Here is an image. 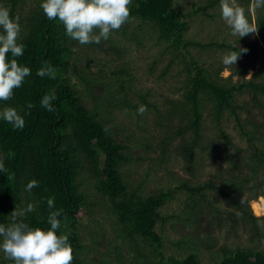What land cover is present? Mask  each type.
I'll list each match as a JSON object with an SVG mask.
<instances>
[{"label":"trees","instance_id":"1","mask_svg":"<svg viewBox=\"0 0 264 264\" xmlns=\"http://www.w3.org/2000/svg\"><path fill=\"white\" fill-rule=\"evenodd\" d=\"M6 1L12 5L10 15L17 17L21 0ZM42 2L43 0L35 2L26 19L22 37L18 39V43L24 45V53L17 58L18 63L30 68L31 75L25 78L21 87L14 89L10 100L0 101L4 107L17 109L25 120L23 129H15L13 125L0 119V161L6 169L0 172V224L8 226L13 211L24 210L28 204H32L35 210L26 212L20 219L30 227L47 230L50 227L47 223L50 212L48 200L51 199L54 203L51 210H63L58 217L60 228L57 235L68 237L73 249L72 264H86V260L80 256L82 250L86 249L88 252L93 247L87 246L89 243L84 245L85 240L76 228V215L85 205V196L79 191L77 178L85 172L97 180V190L105 198L107 211L114 218V238L109 251L114 253L113 261L116 264H201L198 250L200 246L191 245L190 242L185 243L187 248L180 244L181 252L185 247L186 254L166 253L163 247L165 240L156 231V224L164 223L168 219L160 214L159 208L172 199V191H159L144 197L136 190L127 188L119 168L128 161L123 154L128 146L118 142L98 119L99 113L91 111L81 101L77 84L71 83L68 77L72 70L78 81L86 87L95 83L108 86L107 95L102 99L106 101L102 107L105 114L116 107L128 112L132 110L140 119V105L147 108L143 115L152 113L153 109L160 116L161 125L167 130V140L190 129H195L198 134V129L202 126L203 111L207 110L216 115L217 118L213 120L217 124L223 116L220 114L228 110L232 112L249 149L246 151L234 146V153H231L232 144L225 137V155L228 160L232 157L231 163L236 162V166H232L239 172L231 176L233 182L229 181L235 188L227 191L213 183L197 188L184 184L183 188L198 194L199 199H202V193L206 190L218 192L233 207V211L220 210L213 215L219 229L228 228L231 231L241 225L246 229L247 226H252V240H256L257 244H264V225L261 223L264 218H256L249 207L250 200L264 197V83L260 79H264V61L261 69L251 79H245L247 69L255 68L259 40L233 48V51L247 49V52H241L239 58L243 60L238 59L237 62L242 63L233 75L223 78V83L220 81V74L224 67L216 66L215 63L203 64L199 57L190 53V49L199 48L200 53H205L209 50L217 52L218 48L224 51L230 46L213 39L208 40L209 43H200L186 37L190 28L187 18L198 13L212 17L214 14L209 11L220 4V0H208L186 13L176 7L175 0H132L129 5L130 17L125 24L129 25L131 20H135L139 25L130 30L128 37L122 39L126 43L142 45V33L148 26L154 31L153 40H158V44L163 45L164 52L171 57L159 78L165 77L166 80L170 68L173 65L179 67L176 75L180 79L175 81L180 89L178 87L173 90L182 91V97L170 101V107L161 117L158 107L148 99L150 92L140 94L133 89L131 64L113 67L109 72L110 78L104 81L98 80L97 75L89 76L90 74L83 71H76L75 66L69 68L72 53L70 41L73 39L66 34V29L58 18L48 19L40 6ZM237 2H245L248 7L251 4V0ZM255 12L257 32L264 43V8ZM248 38L249 35L239 38V41L245 42ZM89 45L95 46L96 43ZM109 48L117 61L126 56L124 44L110 41ZM260 50L264 54V49ZM11 58L9 54V59ZM46 65L54 70V78L37 75V71ZM154 65L149 67L150 71ZM234 76L239 77V83H231ZM240 93L248 95L249 100L239 103L237 97ZM45 95L55 96L51 102L54 111H48L41 106ZM29 103L34 107L29 109ZM183 117L191 121L187 129L176 127L175 120ZM176 128L177 133L173 131ZM192 148L188 147L184 152L188 151L190 154L194 150ZM166 150L167 148H163L162 151L166 153ZM241 160L244 161V167H240ZM32 180H36L38 186L32 188L31 192L26 191L27 184ZM244 192L248 194L246 201H243L248 203L247 208L240 198L232 196V193L239 195ZM260 199L261 202L264 201V198ZM209 203L212 202H207ZM193 208L195 209L193 206L189 211L188 222L197 221L203 211L202 205L199 212L196 209L192 211ZM95 238H91L93 243ZM204 247L208 249L214 245ZM107 259V256L102 259L103 264H108ZM0 264L14 262L6 259L2 253ZM206 264H264V248H221L214 261Z\"/></svg>","mask_w":264,"mask_h":264},{"label":"rangeland","instance_id":"2","mask_svg":"<svg viewBox=\"0 0 264 264\" xmlns=\"http://www.w3.org/2000/svg\"><path fill=\"white\" fill-rule=\"evenodd\" d=\"M208 0H175L176 7L184 13L188 12L192 7L200 5ZM37 0H21L18 5L17 17L21 26L20 36L25 30L27 18L31 9L35 6ZM239 6L245 9L246 16L251 24L256 26V12L249 11L245 2H237ZM0 5L6 7L11 12L12 5L6 0H0ZM210 13L214 15L208 17L203 13L187 18L190 28L186 32L188 39L196 42L209 43L208 40L213 39L217 42L225 43L230 46L224 51L221 48L209 50V52H201L199 48H191L190 53L199 57L203 64L208 65L215 63L216 66L224 67L220 74L221 82H225L223 78H228L237 70L242 61L230 66L222 63V58L226 52L233 51V48L242 47L245 43L251 44L259 40V47L256 60H254V69H247L245 79H251L257 70H260L264 61V54L260 49H264V43L258 32L249 34L245 42L239 41V36L231 35V29L226 25L221 17L220 4L210 9ZM15 18V17H14ZM139 23L131 20L128 24H123L119 30H113L107 40H101L99 44L91 46L89 44L81 45L78 41L72 40L71 61L69 68L76 67V71H83L89 76L97 75L98 80H107L109 72L113 67L118 65H130L133 74V89L140 94L149 91L148 99L158 107L161 117L164 111L170 107V101L179 100L182 97V91L178 89L180 79L177 74L179 67L173 65L170 68L167 79L159 78L160 73L167 67L171 57L164 52L163 45L158 44V40L154 39V31L150 27H145L142 39V45H134L126 43L123 37H128L132 28L136 29ZM138 31V30H137ZM110 41L118 44H124L127 50L126 56L119 61L109 48ZM200 54V56H199ZM239 60H243L239 58ZM155 64L152 70L149 67ZM68 77L71 83L77 84V90L81 101L93 112H98V119L104 123L108 132L120 143L127 145L128 148L123 151L128 161L120 165V172L129 190H136L137 193L146 197L148 195L157 194L159 191H172V199L159 208L161 215L167 216L168 219L164 223L157 222L156 231L164 238L163 247L167 254H178L184 252L185 243L190 242L191 245H198L201 264L214 261L221 248L234 249L236 247L246 248H264V244H257L256 240H252L250 234L252 226H238L237 229L228 230V228L219 229L214 216L217 211L227 210L233 211L232 205L214 190L204 191L202 199L198 194H193L183 188L184 184L192 187H199L206 183H213L219 187L232 191L235 188L231 182V176L239 173L234 167L236 162L231 163L232 157L228 160L225 155V147L228 137L231 142L230 151L234 153L233 147L241 148L248 151V144L240 127L235 120V116L229 110L220 114L221 122L217 124L213 119L217 116L212 112L203 111V121L198 134L195 129H190L184 134L174 136L171 140L166 138V128L160 123L158 116L153 109L152 113L142 115L137 118L134 111H123L116 107L107 114L103 110L106 101L102 100L107 95L106 84H93L89 87L79 82L76 74L70 70ZM96 79V80H97ZM262 83L264 79L260 78ZM239 77L234 76L231 83H239ZM230 83V84H231ZM105 85V86H104ZM180 89V87H179ZM132 99L135 101L134 96ZM239 103L243 104L249 100L248 95L239 94L237 97ZM137 101V100H136ZM169 101V102H168ZM5 108L0 104V111ZM254 113V115H256ZM258 116V115H257ZM177 117V116H176ZM159 118V119H158ZM244 118V116H243ZM190 120L177 118L175 120L176 127H189ZM177 133L178 128L173 130ZM167 143V144H166ZM188 145V146H186ZM193 147L192 152H184V149ZM163 148H167L166 153ZM233 156V155H231ZM240 167H244V161L239 162ZM234 165V166H232ZM79 191L85 196V205L76 215L77 230L82 236L83 243H89L87 246L93 247V250L86 252L82 250L80 255L86 260V264H103V260L107 256L108 264H116L114 253L109 251L112 243L115 229L112 228L114 218L108 213V205L105 198L99 193L96 187L97 180L91 178L87 173H82L78 178ZM196 195V196H195ZM198 195V196H197ZM201 196V195H200ZM232 196L246 201L248 194H233ZM260 198L252 199L249 202L250 210L256 218H264V201ZM205 199V200H203ZM237 199V198H236ZM207 200V201H206ZM211 201L212 203L207 204ZM246 208L248 203H243ZM201 205L203 211L198 220L192 222L187 221L190 209L194 206L199 212ZM194 208L192 211L195 210ZM186 214V215H185ZM264 225V221L261 222ZM7 227V226H6ZM264 227V226H263ZM95 236H98L95 238ZM95 238L94 243L91 241ZM259 239V238H258ZM257 239V240H258ZM180 244L183 247L182 252ZM214 247L206 248L204 246ZM179 248H178V247ZM187 248V247H186ZM0 251V255H2ZM88 253V255H87Z\"/></svg>","mask_w":264,"mask_h":264},{"label":"clouds","instance_id":"3","mask_svg":"<svg viewBox=\"0 0 264 264\" xmlns=\"http://www.w3.org/2000/svg\"><path fill=\"white\" fill-rule=\"evenodd\" d=\"M132 0H43L41 8L50 20L57 18L66 29V34L81 45L99 44L107 40L113 30H119L130 17L129 5ZM264 8V0H251L249 11ZM221 17L231 29V35L245 37L257 32L254 24L249 22L245 9L237 0H220ZM21 32L19 17L13 18L8 8L0 5V101H8L13 97L14 89L22 86L26 77L31 75V69L21 66L17 58L24 53V45L18 43ZM241 52L247 49L226 52L222 58L225 66L236 64ZM11 54V59H9ZM40 77L54 78V70L45 66L37 71ZM55 96L45 95L41 106L48 111H54L52 101ZM29 109L34 107L31 103ZM146 106L140 105L138 114L143 115ZM0 119L13 125L15 129H23L24 118L13 107H5L0 111ZM6 171L0 161V172ZM38 186L36 180L30 181L26 191ZM243 203V200L241 201ZM50 209L47 223L50 227L44 230L40 227H30L21 217L26 212L34 211V206L28 204L21 211H13L11 223L6 227L0 224V251L6 259L14 264H72L73 249L65 235H57L63 210L54 208L53 200H48Z\"/></svg>","mask_w":264,"mask_h":264}]
</instances>
